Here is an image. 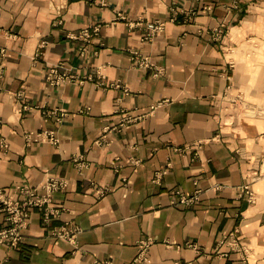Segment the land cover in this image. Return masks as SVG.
<instances>
[{"label": "crops", "instance_id": "crops-1", "mask_svg": "<svg viewBox=\"0 0 264 264\" xmlns=\"http://www.w3.org/2000/svg\"><path fill=\"white\" fill-rule=\"evenodd\" d=\"M0 47V189L67 181L58 218L35 211L0 262L264 264V0H0ZM53 68L71 80L50 85ZM45 130L58 145H26ZM177 191L198 199L174 205ZM65 224L73 241L51 237Z\"/></svg>", "mask_w": 264, "mask_h": 264}, {"label": "built area", "instance_id": "built-area-1", "mask_svg": "<svg viewBox=\"0 0 264 264\" xmlns=\"http://www.w3.org/2000/svg\"><path fill=\"white\" fill-rule=\"evenodd\" d=\"M145 24L146 30L142 36V42L151 40L155 33L161 32L164 29V23L159 21L146 22ZM215 34L220 35L221 29H216ZM81 36L85 39H89V31H83ZM5 56L6 49L0 47V86L4 77ZM132 56L135 66L144 70H151L152 75L155 77L163 74V71L160 68L156 67L147 57L143 56L141 53L133 51ZM98 76L101 75L98 74ZM101 78H103V76H101ZM46 79L48 80L49 84L53 86H59L71 80L70 76L67 74L60 75L57 69L54 68L47 75ZM117 86L118 85H116V87ZM153 109L154 107H151V111ZM134 120H136V118L129 116L124 117L120 123V126L122 127L125 123H130ZM1 125L2 121L0 119V129ZM24 141L28 146L36 143H50L55 146L59 144V139L55 131L46 130L40 132L24 133ZM104 143H108L106 136H103L102 140L96 141V144L99 145ZM0 148L4 152H7L9 149V143L7 139L1 136V134ZM166 172L167 170L157 173L155 182H158L161 176ZM256 177H258V175ZM66 186L67 181L65 179L47 175L43 182L38 185H32L28 182L17 183L10 189V193L8 194L5 193L3 189H0V211L5 214V222L0 227V248L6 247L10 249H17L19 247L20 243L23 241V232L29 226L31 216L35 211L41 213L42 219L45 223H49L52 219L58 218L62 209L54 205V196L57 192L64 190ZM244 192L250 203H254L256 201V194L249 185H244ZM101 195H103V192H101ZM175 195L177 198L173 202L174 205H189L198 199V192L189 194L177 191ZM77 233L78 228L70 224H65L50 231L51 237L68 241H73ZM229 239L232 249L237 251L240 249L243 250V248L239 245L237 238L230 237ZM149 244L150 241L142 240L140 242V253L138 259L145 260V253ZM0 264L5 263L0 262ZM244 264L250 263L244 261Z\"/></svg>", "mask_w": 264, "mask_h": 264}]
</instances>
